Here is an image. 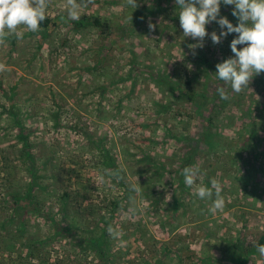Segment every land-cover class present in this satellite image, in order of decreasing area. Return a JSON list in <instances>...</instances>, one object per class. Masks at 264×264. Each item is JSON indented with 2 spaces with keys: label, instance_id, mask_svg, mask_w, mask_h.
Segmentation results:
<instances>
[{
  "label": "rangeland",
  "instance_id": "obj_1",
  "mask_svg": "<svg viewBox=\"0 0 264 264\" xmlns=\"http://www.w3.org/2000/svg\"><path fill=\"white\" fill-rule=\"evenodd\" d=\"M167 2L93 0L70 20L64 0H52L55 27L0 45V264H105L85 241L100 235L114 264H261L259 254L240 257L238 242L264 235V73L232 92L214 74L237 34L214 44L211 33L226 29L212 22L193 50L199 41L183 37L179 7ZM228 7L220 17L238 26ZM189 77L197 103L179 98ZM221 87L229 99L212 101ZM212 110L219 141L209 151L199 139ZM192 152L201 174L189 188ZM213 178L225 200L215 214L194 191ZM29 191L31 211L15 202Z\"/></svg>",
  "mask_w": 264,
  "mask_h": 264
},
{
  "label": "clouds",
  "instance_id": "obj_2",
  "mask_svg": "<svg viewBox=\"0 0 264 264\" xmlns=\"http://www.w3.org/2000/svg\"><path fill=\"white\" fill-rule=\"evenodd\" d=\"M51 3L52 0H0V45L12 37L17 41L22 40L25 32L38 33ZM64 3L68 19L79 20L81 9L90 6L93 0H64ZM222 3L235 6L232 15L237 18L238 26H234L227 17H220ZM126 4L134 9L139 6L137 0H126ZM175 4L179 7L183 37L199 41L198 44L189 45L193 50L204 46L203 41L209 35L206 26L212 22L218 23L222 30L226 29L219 35L211 33L214 44H220L222 37L237 34L230 44L233 56L218 63L214 74L232 92L241 93L255 76L264 73V0H175ZM148 27L154 31L156 26L149 22ZM241 45H244L242 49L238 47ZM5 70L6 66L0 63V72ZM217 91L221 99H229L225 88H218ZM200 174L198 167H185L182 172L184 184L193 188ZM210 185L196 186L194 191L198 198L212 201L209 210L215 214L223 210L225 200L221 184L215 178L211 179ZM108 233L114 239L121 235L111 226ZM256 250L261 264H264V245H258Z\"/></svg>",
  "mask_w": 264,
  "mask_h": 264
},
{
  "label": "trees",
  "instance_id": "obj_3",
  "mask_svg": "<svg viewBox=\"0 0 264 264\" xmlns=\"http://www.w3.org/2000/svg\"><path fill=\"white\" fill-rule=\"evenodd\" d=\"M164 0H159V2H162ZM171 2V0H168L167 3ZM229 6V5H228ZM228 6H226L228 9H230ZM142 14H141V10L138 9L135 13H134V16L132 18V25L137 27L138 26H141V23H142V18H141ZM92 22V21H91ZM95 26L97 27H101V22L100 20H94L93 23ZM56 23L54 22L53 19L49 18V17H46V19L41 23L40 27L43 28V29H52L53 27H55ZM129 27H126L122 30L123 31V34H130V31H129ZM263 81H264V78H263ZM157 82V84H159L158 81H155ZM186 86L188 87L186 92H183L181 95H180V99H183V100H187V102L189 103H197V99H196V91L194 90V86H193V83H192V79L189 77L186 79ZM228 92V95H230V92L231 90H227ZM216 101V100H221L219 94H218V91L217 93H214L212 95V101ZM214 113V110L211 111V115L207 118V127H205V130L203 133H201L200 135V139H199V142L200 143H204L205 146L209 149V151H212L216 148V141H219V138H217L215 136V134H212V130H211V126L213 125V122L215 120V114ZM248 119H250L251 122H255L257 117L256 115H249L248 114ZM255 133H256V130L253 129L252 131V135L250 136V141L252 143H254V139H255ZM222 137H220L221 139ZM223 139V138H222ZM199 143V144H200ZM26 148L27 149H30V143L28 141H26ZM25 148V150H26ZM26 157H27V160L31 161V163L34 162V156L32 155L31 151H27L26 152ZM194 157H195V152H192L189 157L184 161L185 163L183 164L184 168L185 167H189L192 165L193 161H194ZM118 174L120 175V172H118ZM69 195H67L68 197ZM15 202H17V206H20V207H25L26 210H33L35 207H34V201H33V195L31 193V191H29L25 197H22V196H15ZM121 204V201L119 202V200H116V199H113L111 201V204H110V209L108 211V213L110 215H114L116 213V211L118 210V207L120 206ZM63 231H66V229H64ZM67 231H69V229H67ZM209 234V233H208ZM106 235V234H105ZM211 236V234H209ZM104 238H106V236L104 235H100V238L99 237H93V236H90V237H87V239H85L86 242H88L92 247V249L94 250L95 254H97L99 256V258L101 260L104 261L105 264H114L113 261H111V257H109L108 255H106V248H107V241L108 240H105ZM243 241V240H242ZM242 241H239L238 243L239 244V248H240V254L239 256L241 257V255H245L246 253H253L255 255H258V252H257V246L258 245H264V235L261 237L260 241L258 242V245H253L249 248L245 247L244 243H242ZM32 249V248H31ZM30 249V250H31ZM33 251V249H32ZM239 257V258H240ZM159 260V259H158ZM236 264H244V260L243 261H237Z\"/></svg>",
  "mask_w": 264,
  "mask_h": 264
},
{
  "label": "crops",
  "instance_id": "obj_4",
  "mask_svg": "<svg viewBox=\"0 0 264 264\" xmlns=\"http://www.w3.org/2000/svg\"><path fill=\"white\" fill-rule=\"evenodd\" d=\"M221 216L223 217V215H221ZM204 236H205V237H204V241H205V240L211 241V240L214 239V237H213V236H210V235L208 234V232H206V234H205ZM191 248H194V246L191 245ZM205 248H206V249H204V250H207V251H208V247L205 246ZM205 252H206V251H205ZM208 253H209V252H208ZM198 254H199V253H198ZM199 257L203 258L202 261L205 260L204 257H203L202 255H200ZM204 263H206V262H204Z\"/></svg>",
  "mask_w": 264,
  "mask_h": 264
}]
</instances>
